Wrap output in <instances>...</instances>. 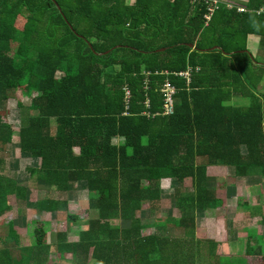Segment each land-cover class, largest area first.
Here are the masks:
<instances>
[{"label":"trees","instance_id":"trees-1","mask_svg":"<svg viewBox=\"0 0 264 264\" xmlns=\"http://www.w3.org/2000/svg\"><path fill=\"white\" fill-rule=\"evenodd\" d=\"M242 5L0 0V169L17 135L21 156L36 160L29 176L60 195L37 199L38 210L54 214L61 204L66 222L87 218L67 209L74 188L98 210L75 240L58 230L50 243L49 222L30 220L27 247L11 216L0 264H14L15 249L31 252L29 264H60L66 255L71 264H243L197 236L205 213L226 207L214 176L264 188V0ZM187 71L190 83L180 75ZM166 81L175 91L171 115L162 114ZM18 90L29 115L21 120L19 102L15 124L3 106ZM9 184L0 177V216ZM146 203L151 217L153 208L168 209L166 218L149 221ZM169 210L180 213L178 235L161 231ZM150 227L157 231L145 234ZM247 234L245 254L264 264L262 235Z\"/></svg>","mask_w":264,"mask_h":264},{"label":"rangeland","instance_id":"rangeland-1","mask_svg":"<svg viewBox=\"0 0 264 264\" xmlns=\"http://www.w3.org/2000/svg\"><path fill=\"white\" fill-rule=\"evenodd\" d=\"M226 1V0H221ZM233 5H238L242 7L246 0H227ZM252 50H255L256 42H251ZM17 98L6 102L3 108L10 110L11 119H15V124L19 123L18 115V103L22 104L21 108V120L27 121L29 112L27 110L30 100L27 95H24L21 90H18L16 94ZM234 104H244V101L240 98L233 99ZM17 130H15L16 132ZM18 138L15 135L13 139V145L8 147L6 150L8 153L5 155V162L3 169H0V177H3L8 183V193L6 195V200L9 204V208L5 209L0 216V235L5 236L9 231V218L12 216L16 229L20 234L21 246H30L31 240L29 239V233H27V224L33 219H45L48 223V242L52 243L55 239V231L67 230L70 234L69 239L75 240V234L80 229L88 227V218H95L98 216L97 209H91L88 206V202L85 199V194H81L79 190L74 188L72 191L76 192L77 195L68 203L67 209L76 212L81 215H87L86 217H81L83 219L77 221H65V210L58 205V209L54 214L49 212H43L37 208V199L47 198L54 196L56 199L60 197L57 193L49 190L47 186H44L41 182L37 180V177H30L27 170L36 168V160L26 159L22 157L18 150ZM216 178V179H215ZM214 184L217 188V193L219 198L226 201V207L217 210H208L205 213L204 223L199 227L197 231V236L199 239L212 240L219 242V247L217 248V256L222 257L225 261L230 260L233 263H243V264H255V259L249 257L245 254V244L246 236L248 235V229L252 233H257L262 235V240L264 242V188L260 187L258 184L247 185L242 183L241 185H235L233 180L224 174L222 176H214L212 178ZM16 185L26 186V192L23 195H18L16 193ZM172 186V185H171ZM169 181L164 182L166 195L170 196L171 189L169 188ZM186 188L191 187V181L188 180L185 183ZM49 191H48V190ZM48 194L46 195V192ZM80 196V197H79ZM60 199V198H59ZM248 205V207H243L240 204L243 200ZM144 210L148 213L145 214L149 217V221H157L166 218V211L159 208L151 209L146 203L144 205ZM65 211V212H64ZM87 211L89 212L88 214ZM171 212V210H169ZM166 220V227L163 228L162 233L169 236L178 235L181 233V228L177 226V219L180 218V213L177 210L171 212V216ZM3 219V220H2ZM233 221V222H232ZM116 222V221H115ZM119 221H117L118 223ZM125 222V221H124ZM157 231V228L150 227L145 228L144 233L148 234ZM0 244L4 246V242L0 240ZM0 245V262L7 259V251ZM50 251H54V248H49ZM31 252L15 249L12 251V256L14 258V264H29V256ZM60 264H71V259L69 255L61 260Z\"/></svg>","mask_w":264,"mask_h":264},{"label":"built area","instance_id":"built-area-1","mask_svg":"<svg viewBox=\"0 0 264 264\" xmlns=\"http://www.w3.org/2000/svg\"><path fill=\"white\" fill-rule=\"evenodd\" d=\"M218 0H215V3H217ZM243 7H239V11H242ZM244 10V8H243ZM211 11H213V8H211ZM210 16H208L209 18ZM181 76H183L184 78L187 79V83H190V72H184L180 74ZM175 91L173 86L169 83V82H165L162 86V94H163V115H171L173 112V95H174ZM125 98L128 100L130 98V91L126 88L125 89ZM146 104L148 105V102H146ZM128 107V105H127Z\"/></svg>","mask_w":264,"mask_h":264},{"label":"water","instance_id":"water-1","mask_svg":"<svg viewBox=\"0 0 264 264\" xmlns=\"http://www.w3.org/2000/svg\"><path fill=\"white\" fill-rule=\"evenodd\" d=\"M57 7H59V9L61 10V8H60V6H58L57 5ZM69 25H70V27L71 28H73L72 27V25L69 23ZM119 46H117V47H114L113 49H115V48H118ZM220 47H214V48H212V50H216V49H219ZM164 49H159L158 51H163ZM109 52H111V50H109V51H107V52H105V53H103V54H108Z\"/></svg>","mask_w":264,"mask_h":264},{"label":"crops","instance_id":"crops-1","mask_svg":"<svg viewBox=\"0 0 264 264\" xmlns=\"http://www.w3.org/2000/svg\"><path fill=\"white\" fill-rule=\"evenodd\" d=\"M221 2H224V3H227V4H230V5H233V4H231V3H229V1H221ZM1 236V235H0ZM53 243V242H52Z\"/></svg>","mask_w":264,"mask_h":264}]
</instances>
